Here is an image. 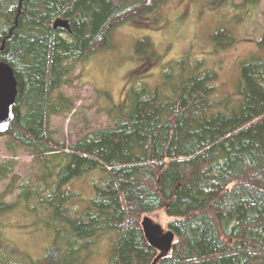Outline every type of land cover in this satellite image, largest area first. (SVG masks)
<instances>
[{
  "label": "trees",
  "instance_id": "1",
  "mask_svg": "<svg viewBox=\"0 0 264 264\" xmlns=\"http://www.w3.org/2000/svg\"><path fill=\"white\" fill-rule=\"evenodd\" d=\"M167 1L0 0V63L11 67L17 89L0 136L40 172L39 184L18 186L14 203L5 201L10 182L0 217L25 204L53 232L36 259H15L0 240V264H76L75 253L109 231L117 238L108 264H264V59L242 63L235 99H218L216 74L186 57L162 83L132 89L128 105L109 112L110 126L69 145L50 130L52 116L74 108L59 89L76 63L108 46L117 25L145 24ZM56 18L68 30L53 28ZM256 44L264 48V34ZM15 166L0 160V183ZM90 173L99 180L84 204L68 184ZM159 210L174 236L166 253L141 227L144 214Z\"/></svg>",
  "mask_w": 264,
  "mask_h": 264
},
{
  "label": "rangeland",
  "instance_id": "2",
  "mask_svg": "<svg viewBox=\"0 0 264 264\" xmlns=\"http://www.w3.org/2000/svg\"><path fill=\"white\" fill-rule=\"evenodd\" d=\"M143 21L146 23L141 25L132 21L117 25L108 46L76 63L69 81L59 89L74 108L50 118L54 138L69 145L93 130L110 126L109 112L119 113L122 106H127L132 89L162 83L168 67L180 59L188 57L192 64L202 60L204 69L216 74L211 85L218 99L228 95L236 98L242 63L264 59V48L256 44L264 34V0H168L155 16ZM217 32L222 34L215 39ZM5 141L6 137L0 136V160L14 159L16 166L13 175L0 183V195L14 181V190L5 193V201L14 203L18 186L23 182L31 187L39 184L40 172L25 151L18 150L13 157ZM97 180V174H86L72 180L68 190L85 204ZM71 210L78 211V203ZM35 214L23 204L0 217V240L13 251L15 259L41 257L52 244L49 233L53 232ZM144 218L159 225L164 233L169 231L171 219L163 210L144 214ZM116 238L117 232L109 231L80 248L72 261L108 264Z\"/></svg>",
  "mask_w": 264,
  "mask_h": 264
},
{
  "label": "water",
  "instance_id": "3",
  "mask_svg": "<svg viewBox=\"0 0 264 264\" xmlns=\"http://www.w3.org/2000/svg\"><path fill=\"white\" fill-rule=\"evenodd\" d=\"M57 27L68 29V23L66 20L56 18L53 28ZM16 93V80L11 67L6 63H0V134L8 129L13 119ZM141 227L150 246L163 252L169 251L174 237L171 231L164 233L159 225L152 224L145 218L141 221Z\"/></svg>",
  "mask_w": 264,
  "mask_h": 264
},
{
  "label": "flooded vegetation",
  "instance_id": "4",
  "mask_svg": "<svg viewBox=\"0 0 264 264\" xmlns=\"http://www.w3.org/2000/svg\"><path fill=\"white\" fill-rule=\"evenodd\" d=\"M60 28H62V27H60ZM64 30H68V29H66V28H63Z\"/></svg>",
  "mask_w": 264,
  "mask_h": 264
}]
</instances>
